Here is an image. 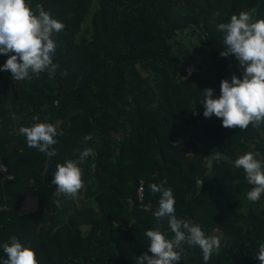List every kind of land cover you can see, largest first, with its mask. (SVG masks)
<instances>
[{
  "label": "trees",
  "instance_id": "trees-1",
  "mask_svg": "<svg viewBox=\"0 0 264 264\" xmlns=\"http://www.w3.org/2000/svg\"><path fill=\"white\" fill-rule=\"evenodd\" d=\"M26 2L34 12L42 4L65 27L53 37V78L15 81L0 71V156L13 175L0 178V264L13 237L39 264H136L148 253L147 230L172 236L167 220L154 216L161 193L150 186L162 182L178 218L226 237L207 264H260L264 194L246 198L252 185L234 161L253 152L264 162V125L224 128L215 115L205 118L203 91L219 98L222 80L243 78L236 57L220 54L217 25L256 5L253 21L264 19V0ZM7 59L0 54V67ZM46 121L63 133L51 157L18 134ZM85 147L95 154L80 162ZM220 153L230 161L215 157L209 166ZM67 160L81 168L83 205L53 202L56 165ZM179 264H205L201 249L185 245Z\"/></svg>",
  "mask_w": 264,
  "mask_h": 264
},
{
  "label": "clouds",
  "instance_id": "clouds-1",
  "mask_svg": "<svg viewBox=\"0 0 264 264\" xmlns=\"http://www.w3.org/2000/svg\"><path fill=\"white\" fill-rule=\"evenodd\" d=\"M252 9L233 14L227 23H219L217 31L224 34V48L220 54H232L244 69L243 78L233 75L231 81H221L219 98H213V89H205L203 115H213L222 120L224 128L246 130L249 125L259 130L264 125V19H256ZM65 25L53 18L42 4H36L35 12L26 0H0V54L8 59L0 71L10 72L15 81H31L47 73L53 78L58 65L53 63L57 44L54 35L62 32ZM66 74V73H65ZM18 134L26 137L27 145L46 152L50 157L57 153L51 146L57 143V132L51 123H34L30 127H20ZM92 139L83 138V143ZM94 150L85 147L79 151V161L93 156ZM234 166L243 169L245 179L252 185L246 198L258 202L264 194V162L253 152H246L234 161ZM51 183L56 186L54 203L59 206L61 197L76 198L84 187L81 168L77 162L67 160L56 165ZM162 184H152L153 193H161L158 209L154 212L157 221L167 220L172 233L168 238L160 227L145 232L149 240L148 253L136 257V264H179L184 254V246H198L205 264L211 256L219 253L221 240L217 236H206L202 228L175 214V199L171 188ZM7 259L3 264H39L36 253L13 237L3 245ZM256 259L264 264V244L259 246Z\"/></svg>",
  "mask_w": 264,
  "mask_h": 264
},
{
  "label": "built area",
  "instance_id": "built-area-1",
  "mask_svg": "<svg viewBox=\"0 0 264 264\" xmlns=\"http://www.w3.org/2000/svg\"><path fill=\"white\" fill-rule=\"evenodd\" d=\"M0 178L1 179H12L13 175L9 172L7 164L4 162L3 158L0 156ZM139 195L142 197V189H139Z\"/></svg>",
  "mask_w": 264,
  "mask_h": 264
},
{
  "label": "water",
  "instance_id": "water-1",
  "mask_svg": "<svg viewBox=\"0 0 264 264\" xmlns=\"http://www.w3.org/2000/svg\"><path fill=\"white\" fill-rule=\"evenodd\" d=\"M257 9H258V5H256L255 7H254V11H257ZM255 19V17L253 18V20ZM229 60H230V58H229ZM1 88H3V83H2V85H1ZM0 95H1V91H0ZM19 115H18V118H17V122H18V120H19ZM48 119V118H47ZM46 123H47V121H46ZM215 157H222L224 160H229L230 161V158L229 157H227V156H224L223 154H215V155H211L210 157H209V162H208V165L209 166H211V161L213 160V158H215ZM65 205H68V199H66L65 200Z\"/></svg>",
  "mask_w": 264,
  "mask_h": 264
},
{
  "label": "rangeland",
  "instance_id": "rangeland-1",
  "mask_svg": "<svg viewBox=\"0 0 264 264\" xmlns=\"http://www.w3.org/2000/svg\"><path fill=\"white\" fill-rule=\"evenodd\" d=\"M195 42H196V41L194 40V43H195ZM184 53H185V54H189V50L185 48V49H184ZM214 236H217V237L220 238V240H221V245H223V244L225 243V241H226V237L222 234L221 231L216 230V231L214 232Z\"/></svg>",
  "mask_w": 264,
  "mask_h": 264
},
{
  "label": "crops",
  "instance_id": "crops-1",
  "mask_svg": "<svg viewBox=\"0 0 264 264\" xmlns=\"http://www.w3.org/2000/svg\"><path fill=\"white\" fill-rule=\"evenodd\" d=\"M76 202L80 205H83L85 204V202H83V199L81 200V197L80 196H77L76 197ZM83 202V203H82ZM34 206V202L31 200L30 203L27 204V208H33Z\"/></svg>",
  "mask_w": 264,
  "mask_h": 264
}]
</instances>
